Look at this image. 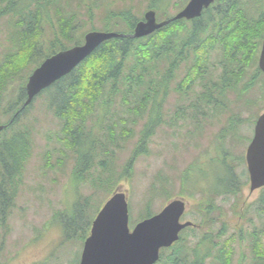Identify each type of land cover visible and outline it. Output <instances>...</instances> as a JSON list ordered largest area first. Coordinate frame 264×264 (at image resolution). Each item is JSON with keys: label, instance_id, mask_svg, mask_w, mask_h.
<instances>
[{"label": "rangeland", "instance_id": "374dc122", "mask_svg": "<svg viewBox=\"0 0 264 264\" xmlns=\"http://www.w3.org/2000/svg\"><path fill=\"white\" fill-rule=\"evenodd\" d=\"M56 1L58 3H55L48 11L50 16L44 15L45 21L43 19V22L46 23L40 22L39 31L43 34L39 40L44 44V49H40L44 51L59 31L58 23L65 15V11L72 10L67 5L68 0ZM77 1L72 0L71 3L76 11L75 23L80 26L77 29L78 34H84L85 37L92 29L103 31L109 29V31L121 33L127 31L126 26L123 27L125 25L122 23L123 18L122 21L112 19L108 24L110 27H105L107 16L112 9L113 12L117 9H131L132 14L137 15L141 20L146 11L151 8L155 9L153 5L158 8L164 7L168 15L158 13L161 21L167 19L169 14L173 15L183 9L190 0H79L76 5ZM11 18L12 20L18 19V17ZM11 18L8 16L0 18V66L10 53L9 51L13 49L12 34L16 22H12ZM17 21L21 25L19 19ZM113 22H119V25H112ZM52 25L55 26V31ZM218 50L221 49L217 48L211 52L213 60H218ZM38 61L39 57L36 54L28 64L32 70H30L31 73L43 62L38 64ZM25 71L28 72L27 69H23L13 78L10 74L5 79L3 85L5 91L4 89V92L2 91L3 106L13 100L17 93L16 90L22 86ZM246 71L244 76L251 74L252 69L247 66ZM180 79L181 77L177 78L171 85H177ZM241 82L246 83L244 80ZM260 84L264 86L263 81ZM263 90V87L256 88V90L253 88L249 93L254 95L251 99L259 98ZM138 91L134 89L131 93L124 90L123 93L111 94L107 110L102 111L101 104H104L102 101L94 115L87 119V129L93 127L99 142L96 150L99 154L98 159L105 157L104 151L100 148L101 144L106 142L105 145L112 147V164L116 170L112 175L114 180L131 158L139 136L153 112V103L150 102L143 113H138L139 98L134 95L136 93L138 95ZM228 93V97L222 100V107H225V110L218 109L219 112H216L208 109L206 115L197 114L193 107V92L188 100L181 99L174 89H170L166 96L162 95V106L158 113L163 122L149 137L147 152L136 159L132 178L117 181L110 193L106 192L108 185L106 180L105 183H101V189L97 193L89 180L83 181L82 179L78 182L74 179L73 171L77 165L76 155L72 149L61 142L60 136L57 135L60 126L48 110L46 95L39 94V97L33 100L32 107L23 121L24 127L35 130L33 131L35 134L32 135L33 151L25 166L24 184L19 188L16 205L10 209L6 226H0V264H80L84 243L89 235L87 233H90L88 223L94 220L115 188H123L128 193L129 224L133 228L146 215L145 207L151 196L149 194L153 197L152 212L161 210L172 197L188 196L182 179L184 174L189 173L190 177L196 178L193 184L201 188L208 184V177L216 185L217 176L221 175L223 170L220 169L222 164L217 147L225 146L224 148L228 151L227 157L224 156L225 161H232L234 157H243L247 147L246 137H252L253 122L264 110V101L259 102L260 99L257 104L246 101L236 102L239 95L235 96L232 89H229ZM233 115H236L232 119L233 130L224 131L228 120ZM7 120L1 108L0 121L4 123ZM108 128L111 129V135L115 138L113 146L107 140ZM221 133L225 135L222 139L219 138ZM231 154L234 156L231 157ZM234 163H236L237 173H243L244 164L238 161ZM87 171L89 172L86 175H90L92 179V176L98 175L99 168ZM162 175L166 176V180H162ZM162 182L166 183L167 187H163L164 190L160 189V193L158 187ZM151 183L155 184V193H150ZM188 185L192 188L191 184ZM168 191L172 194L170 197H166L165 192ZM263 191L261 189L251 190L250 185H244L236 203L231 195H221L217 198L218 204H221L224 210L220 221L225 222L227 231L222 239L232 238V246H230L234 251L232 264H249V255H252L250 251L253 247V232L259 233L264 241V214H259L256 209L254 210L256 206L254 201L261 196ZM83 197L90 199L85 200ZM79 199L81 201H79L80 213L78 215L73 213L71 205L78 203ZM200 200L199 195L190 198L191 210ZM195 212L197 209L193 214ZM212 264L222 263L213 262Z\"/></svg>", "mask_w": 264, "mask_h": 264}, {"label": "trees", "instance_id": "16d2710c", "mask_svg": "<svg viewBox=\"0 0 264 264\" xmlns=\"http://www.w3.org/2000/svg\"><path fill=\"white\" fill-rule=\"evenodd\" d=\"M78 2L79 0L76 5ZM55 3H58V1L0 0V18L2 16H8L9 18L18 17L19 22H21V25H19L18 19L12 20L11 18L12 22H16L12 34L14 38L13 49L9 51L10 53H8L5 61L0 66V109L3 108L8 120L13 114L18 112L9 125L7 123L8 120L4 123L0 121L1 124H7L6 128L0 133V226L2 227L6 226L10 209L16 205L19 188L24 184L25 166L33 151V130L24 127L23 124L25 116L32 106L21 108L27 97L25 85L32 71L28 64L36 54H38V64H40L52 53L84 42V34L79 35L77 31L80 26L75 23V7L71 5L72 0L70 2L68 0L67 5L72 10L65 11V15L58 23L59 31L56 32L55 36L53 35L50 46L45 51L42 50L44 49V44L39 40V37L43 34L42 31L41 33L39 31L40 22H43V19L45 21L44 15L50 16L48 11ZM152 7L155 8L158 20V13L160 15H168L164 7L158 8L155 5ZM220 7L219 12L222 17L225 15L224 10L228 9V7L231 12L228 18L234 16V12L240 11L239 2L234 4H231V1L221 2ZM107 17L108 20L105 22L107 26L105 27H110L108 24L111 23L112 19L116 18L122 21L123 18L124 22L122 23H125L123 27L126 26L127 34L133 33L136 23L140 20L137 15L132 14L131 9H117L115 12L112 9ZM79 22L81 21L79 20ZM43 23L45 24L46 22ZM112 25H119V22H113ZM186 26L187 23L184 20H179L171 22L145 37H118L107 40L99 45L70 74L59 79L40 93L41 96L46 95L48 110L57 119L60 126L57 135L60 136L61 142L64 146L72 149L76 155L77 165L73 174L74 179H77L78 182H81L82 179H84L83 181L89 180L95 192L98 193L101 189V183H105L106 180L108 182L106 192L110 193L117 181L123 178H132L136 159L147 152L149 137L155 133L156 128L163 122L162 117L158 113L162 106L163 98L161 99V96H166L170 89H174L179 94V97L185 100H188L191 92H193L192 105L197 114L202 115H206L208 109L216 112H219L218 109L224 111L225 107H222V100L228 97L229 89H238L237 92H242V90L244 92L247 91L246 93L249 92V90L237 87L240 83L239 81H245V77L247 79L250 77L244 76L245 69H243L245 65H250L252 62H250L252 58L248 56V53L253 50L254 40H252L251 35H248V29L243 27L238 32L234 34L228 33L222 38L223 44L220 47L223 61L219 65L222 72L217 74L216 69L213 70L215 60L211 58V51L218 44L217 39L212 37V35H204L206 29L201 22H197V24L195 22L188 29ZM52 29L55 31L54 25H52ZM36 30L37 32H35ZM105 30L109 31V29ZM243 48L249 49L241 57L243 59H240L243 62L237 64L238 70L231 69V73H229L228 70L233 64H228L227 69H225L226 64L224 63L228 61L230 63V56L237 54L236 52ZM23 69H27L28 72L25 71L26 74L24 75L25 79L22 82V86L16 90L17 93L13 100L3 106L4 97L2 91L5 79L10 74V77L13 78ZM179 77L181 79L177 81V85H171ZM230 77L235 78L239 83L237 85L231 84L229 81ZM107 88L109 89L108 92ZM134 89H138V95H141L134 94L139 98L138 113H143V110L147 108V104L150 102L153 103V112L149 122L145 124V128L139 136L131 158L114 180L112 175L116 170L112 164V147L105 145L106 142L101 144L100 148H102L101 151H104L105 157L98 159L99 154L96 150L99 142L93 127L87 129V119L94 115L102 101H104V104H101L103 107L102 111L107 110L109 100L112 97L111 94L115 92L123 93L124 90L133 93ZM249 101L253 102L250 98ZM236 102H242L241 94ZM181 113L183 112L181 111ZM234 116L236 115H233L228 120L224 131L233 130L232 119ZM111 134L112 131L108 128L107 140L113 146L115 145V138ZM224 136L221 133V139ZM218 147L219 151L222 152L220 154L221 167L226 171L222 173L219 190L221 193H233L235 190L239 192L241 188L234 186V173L230 165H228L229 161H225L224 156L227 157L228 151L224 148L225 146ZM97 168H99L97 176H92L93 178L91 179L90 175H86L89 172L87 170H96ZM162 177V180H166V176L162 175ZM186 177V174L182 176L184 183ZM163 187H167L164 182L158 188L159 190H164ZM149 190L150 193H155L154 183H151ZM165 194L166 197L172 195L169 191L165 192ZM149 195L151 196L147 200L144 218L151 216L153 213L151 210L153 197L152 194ZM83 198L85 200L90 199L89 197ZM79 201L81 200L79 199L78 203L75 202L71 205L73 213L78 215L80 213ZM91 224L92 221L88 223L89 231ZM254 251L256 254L261 253L259 243L255 244Z\"/></svg>", "mask_w": 264, "mask_h": 264}, {"label": "water", "instance_id": "95a60500", "mask_svg": "<svg viewBox=\"0 0 264 264\" xmlns=\"http://www.w3.org/2000/svg\"><path fill=\"white\" fill-rule=\"evenodd\" d=\"M214 0H191L170 19L157 20L156 11L148 10L139 20L133 33L92 30L85 35L84 43L62 49L47 57L30 74L26 84L27 99L23 107L30 105L43 90L70 74L103 42L118 37L141 38L148 36L172 21L191 19L201 14ZM264 70V47L260 57ZM0 124V132L6 128ZM247 159L251 174V190L264 186V112L259 116L255 136L248 148ZM185 210L183 199H174L156 215L144 218L130 227L128 193L117 188L97 213L85 240L80 264H155L160 248L168 247L179 239V232L190 222L181 223Z\"/></svg>", "mask_w": 264, "mask_h": 264}, {"label": "flooded vegetation", "instance_id": "af4514ba", "mask_svg": "<svg viewBox=\"0 0 264 264\" xmlns=\"http://www.w3.org/2000/svg\"><path fill=\"white\" fill-rule=\"evenodd\" d=\"M191 1V0H190ZM189 1V2H190ZM230 2L231 4L238 3L240 11L234 12V16L228 18L230 15V9L224 10L225 15L222 17L220 15V5L221 2ZM235 1V2H234ZM189 2L185 5V7L189 4ZM184 7V8H185ZM183 8V9H184ZM152 9V8H151ZM233 9V8H232ZM150 10V9H149ZM182 10V9H181ZM180 10V11H181ZM176 12L173 15L169 14V17L167 19H170L174 17L177 13ZM228 18V19H227ZM184 20L187 23V29L189 26H192L195 22H201L205 26L206 31L204 32V35H212V37H215L217 39V46L214 50L217 48L221 49V45L223 44L222 38L226 36L228 33L234 34L235 32H238L241 30V28L246 27L248 29V35L252 36V40H254V45H252L253 50L248 53V56L252 59L250 60V65H245V74L247 73L246 69L247 66L252 69L251 74L248 79H246V83L241 82L239 83L236 81L235 78L230 77L229 81L231 84L237 85V87H241L245 90H249L248 93L244 92H237L238 89H234L235 96L240 95L242 97V101H246L249 103L257 104V102L264 101V90L259 94V98H254L253 94H249L253 88H264V86H261V82H264V70L260 67V57L263 51L264 47V0H214L208 7H204L201 14L197 17L187 19H178L175 21ZM200 20V21H199ZM172 21V22H175ZM7 25V24H6ZM199 26V25H198ZM202 26V25H201ZM200 27V26H199ZM210 48V47H209ZM207 48V49H209ZM247 48V47H246ZM243 48L242 50L239 49L235 55H231V62L229 61L225 66V69H227L228 64H233L230 66V69L228 70L229 73L230 70H238L237 64L240 62H243L240 59H243L244 53L249 51V49ZM222 50H218V60H215V63L213 64V70L216 69L217 74L219 72H222V69L219 67L220 62L223 61L222 57ZM253 66V67H252ZM261 80V82H260ZM27 94V93H26ZM38 96V95H37ZM36 96V97H37ZM28 97V95H27ZM26 97V99H27ZM35 97V98H36ZM253 101L250 102L249 98ZM34 98V99H35ZM33 99V100H34ZM237 100V99H236ZM33 103V101H32ZM31 103V104H32ZM30 104V105H31ZM22 108V107H21ZM257 116L254 123V130L252 137H246L247 139V147L245 151V155L243 157H234L232 161H229L228 165H230V168H232L234 173V186H239L241 189L239 192L236 190L232 193H224L220 192V182L222 178V173L226 172L225 169L222 170L221 175L217 176V183L214 185L211 180H209L208 177V184L201 186H197L194 183V180L196 178H192L189 176V173L186 174V179L184 185L186 186V190L188 192V196H176L172 197L171 200H169L165 206L171 202L174 199H183L185 202V210L183 214L180 217L181 223L190 222V224L179 232V239L173 242L168 247H161L160 248V254L159 259L155 264H212L213 262L216 263H222V264H232L233 263V249L232 247V238H226L223 240L222 238L225 236L224 234L227 233L225 230V222L220 221L221 216L224 214V210L221 206V204H218L217 198H219L221 195H231L234 198V203L238 201L239 195L242 193V187L244 185H250L251 189V174L249 171V163L247 159V152L250 144L252 143L254 136H255V127L257 120L261 113ZM18 112L16 114H13L10 119L8 120V125L11 124L13 119L17 116ZM26 117V116H25ZM3 131V130H2ZM1 131V132H2ZM35 132V130H33ZM0 132V133H1ZM33 132V134H35ZM219 138L221 139V135H219ZM218 138V139H219ZM244 138V137H242ZM219 150V147H217ZM219 160H220V152L218 154ZM234 155L231 154V157ZM230 157V158H231ZM240 162L244 164L245 168L243 170V173L238 174L235 170L236 163L234 162ZM222 169V167L220 168ZM190 170V169H189ZM205 175V174H204ZM205 181V180H204ZM188 184L192 185V188L189 187ZM213 185V186H212ZM261 190H264V186L261 188H258ZM256 189V190H258ZM199 195L201 200L197 204L195 208L190 206V198L195 197ZM255 208L259 214H264V191L262 192L261 196H259L255 201ZM164 206V207H165ZM163 207V208H164ZM162 208V209H163ZM161 209V210H162ZM197 209V212L193 214V212ZM159 211H155L152 213V215H156ZM255 210V211H256ZM200 219V220H196ZM218 223V224H217ZM216 224L218 226H216ZM264 228V226H263ZM204 229H207L204 231ZM200 231V232H199ZM226 231V232H225ZM256 232V231H255ZM264 232V229H263ZM253 247L250 253L252 255H249V264H264V241L262 236L259 233L253 232ZM242 238V236L240 237ZM260 244L261 246V253L256 254L254 251L255 244Z\"/></svg>", "mask_w": 264, "mask_h": 264}]
</instances>
